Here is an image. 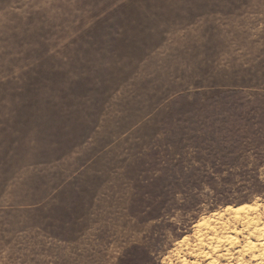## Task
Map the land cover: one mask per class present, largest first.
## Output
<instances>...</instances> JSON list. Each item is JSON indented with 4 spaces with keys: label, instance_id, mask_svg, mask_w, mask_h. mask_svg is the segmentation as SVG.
<instances>
[{
    "label": "rangeland",
    "instance_id": "1",
    "mask_svg": "<svg viewBox=\"0 0 264 264\" xmlns=\"http://www.w3.org/2000/svg\"><path fill=\"white\" fill-rule=\"evenodd\" d=\"M231 90L264 96V0H0V264H264V197L130 214L149 146Z\"/></svg>",
    "mask_w": 264,
    "mask_h": 264
},
{
    "label": "trees",
    "instance_id": "2",
    "mask_svg": "<svg viewBox=\"0 0 264 264\" xmlns=\"http://www.w3.org/2000/svg\"><path fill=\"white\" fill-rule=\"evenodd\" d=\"M196 97L202 99L203 94ZM180 114L184 122L178 128L171 123L166 140L150 145L145 152L149 172L157 164L159 173L148 177L147 192L142 197L135 194L131 215L136 217L140 200L146 199L148 205L141 215L160 225L170 200L178 194L185 198L186 209H197L201 203L195 192L203 185L215 196L234 190L243 195L237 201L218 199L211 209L264 197V96L251 98L242 90L224 91ZM171 134L179 138L173 141ZM140 249L134 245L127 254Z\"/></svg>",
    "mask_w": 264,
    "mask_h": 264
},
{
    "label": "bare ground",
    "instance_id": "3",
    "mask_svg": "<svg viewBox=\"0 0 264 264\" xmlns=\"http://www.w3.org/2000/svg\"><path fill=\"white\" fill-rule=\"evenodd\" d=\"M251 207H252L251 205H242V206H238V207L227 206L226 210L229 213H235V214L240 215V214H242L244 212H247V211L251 210L252 209ZM252 245H253V243H252Z\"/></svg>",
    "mask_w": 264,
    "mask_h": 264
}]
</instances>
